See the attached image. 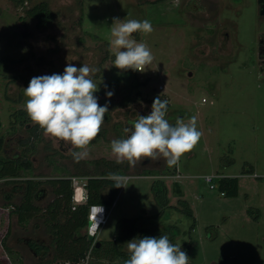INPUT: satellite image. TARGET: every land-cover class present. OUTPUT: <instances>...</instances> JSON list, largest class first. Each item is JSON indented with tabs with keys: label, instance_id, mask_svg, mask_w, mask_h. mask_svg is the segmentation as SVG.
Here are the masks:
<instances>
[{
	"label": "rangeland",
	"instance_id": "obj_1",
	"mask_svg": "<svg viewBox=\"0 0 264 264\" xmlns=\"http://www.w3.org/2000/svg\"><path fill=\"white\" fill-rule=\"evenodd\" d=\"M40 1L51 12L43 28L25 14ZM113 18L151 22L150 34H134L154 57L144 73L113 66ZM261 32L264 19L256 0H0V157L29 162L17 176L0 178V264H66L54 257L41 211L25 223L16 221L12 210L23 180L86 178L84 173H96L103 161L116 163L111 142L127 138L125 130L139 115L150 114L158 95L168 101L170 124L195 116L202 136L175 165V177L139 174L161 170L163 158L135 167L119 164L129 180L119 188L96 241L114 240L128 253L126 243L138 238L139 227L156 228L181 244L189 264H264V78L255 55ZM68 63L97 69L91 74L99 89L94 95L101 106L108 104L105 122L79 162L71 145L45 136L24 111L23 89L30 80L62 75ZM205 175L212 180L205 181ZM216 175L237 178L235 196L219 193ZM156 180L166 188L162 208L153 196ZM40 188L34 203L42 208L51 192L47 184ZM154 214L159 216L143 219ZM140 216L135 223L120 220ZM29 242L45 250L35 252ZM84 258L79 264L128 259L90 252Z\"/></svg>",
	"mask_w": 264,
	"mask_h": 264
},
{
	"label": "clouds",
	"instance_id": "obj_2",
	"mask_svg": "<svg viewBox=\"0 0 264 264\" xmlns=\"http://www.w3.org/2000/svg\"><path fill=\"white\" fill-rule=\"evenodd\" d=\"M152 31V24L147 19L121 21L113 18L109 41L110 50L115 49L113 66L121 71L144 73L154 57L148 45L137 42L134 34L147 35ZM95 71L97 69L87 64L78 68L68 63L62 75L33 77L23 89L27 98L24 111L32 123L38 125L45 136L71 145L70 151L76 162L87 155L86 149L98 136L108 113V104L101 106L94 95L99 90L91 78ZM106 95L110 98L113 93L109 91ZM167 107L168 101H162L158 95L150 114L139 115L132 128L125 130L129 133L127 138L111 142V153L117 164L127 162L129 167H135L146 159L158 161L163 158L171 168L196 147L202 136L197 129V118L192 116L187 122L177 119L173 126L166 119ZM107 178L116 188H125L129 180L119 173H109ZM103 213L100 204L90 207V237L100 231ZM126 245L129 258L124 264H189L190 261L187 253L181 250V244H173L168 235L135 238Z\"/></svg>",
	"mask_w": 264,
	"mask_h": 264
},
{
	"label": "trees",
	"instance_id": "obj_3",
	"mask_svg": "<svg viewBox=\"0 0 264 264\" xmlns=\"http://www.w3.org/2000/svg\"><path fill=\"white\" fill-rule=\"evenodd\" d=\"M25 14L35 20L37 28H43L51 19V12L49 11L46 2L40 1L25 10ZM157 96H154V98ZM152 98V101H154ZM103 106V105H102ZM168 109V107H167ZM107 114L105 115V118ZM2 139L0 137V148ZM110 161H103L102 168L96 173H84L85 189H86V204L77 205L74 208L70 207V178L67 176L49 178L46 180H33L26 178L23 180L24 187L20 201L13 207L12 212L16 216L18 223H25L30 218L34 217L38 212H42L43 223L52 234V244L54 247V257L61 258L67 261L66 264L80 263L88 251L90 241L87 240L84 231L87 221V207L91 204H105L109 205L115 198L119 188L114 187V182L107 178L109 173L122 174V169L119 164ZM29 166L28 161L19 160L18 158H3L0 157V178L15 177L17 171L21 168L26 169ZM174 166L169 168L167 165L158 170L156 173H151L150 170H141L139 174L143 175H171L174 174ZM41 184H47L50 188L51 199L40 208L34 203V200L39 198L42 193ZM154 200L159 207H165L167 200L165 197L166 188L160 180L153 181ZM217 187L222 195L232 197L236 195L237 178L235 176H220L217 180ZM106 192V196L103 193ZM160 213V212H159ZM187 213L188 208H187ZM159 214L150 216H143V219H154ZM63 220L60 223L59 218ZM142 216L137 218H121V221L135 223ZM119 220V221H120ZM118 224V223H117ZM138 238L144 236L159 238L160 235H165L162 231L156 228L139 227L136 231ZM98 246H93L90 249L95 257H102L109 253L119 257H128L129 253H124L119 245L114 241L98 240ZM29 246L35 251L39 249L45 250V247L40 246L34 242H29ZM37 264V263H34ZM41 264V263H40Z\"/></svg>",
	"mask_w": 264,
	"mask_h": 264
},
{
	"label": "built area",
	"instance_id": "obj_4",
	"mask_svg": "<svg viewBox=\"0 0 264 264\" xmlns=\"http://www.w3.org/2000/svg\"><path fill=\"white\" fill-rule=\"evenodd\" d=\"M125 176L129 177L128 175H125ZM175 176H177V175H175ZM216 176L218 178L220 177V175H216ZM212 178H213V176H211V175L203 176V179L207 182L211 181ZM70 187H71L70 207L74 208L77 205H85L86 204L85 178L71 177L70 178ZM209 188H213V184H210ZM219 193L221 195L223 194L222 192H219ZM113 203H114L113 201L109 205H105V204L100 203V205H102L104 208V213L102 216V222L99 224V228L106 222L108 211L112 207ZM92 205H96V204L88 205V207H87V220H89L90 207ZM98 218H99V216H98ZM84 233H85L86 238H87V236H90L88 226L87 227L85 226ZM96 235H97V232L95 233V235L91 236L92 240L90 241V245H89L88 251L85 254L84 259H87V255L89 254L91 247L93 246L94 242L96 241Z\"/></svg>",
	"mask_w": 264,
	"mask_h": 264
},
{
	"label": "flooded vegetation",
	"instance_id": "obj_5",
	"mask_svg": "<svg viewBox=\"0 0 264 264\" xmlns=\"http://www.w3.org/2000/svg\"><path fill=\"white\" fill-rule=\"evenodd\" d=\"M258 39V38H257ZM256 67L259 76L264 78V43L261 42L256 45Z\"/></svg>",
	"mask_w": 264,
	"mask_h": 264
},
{
	"label": "water",
	"instance_id": "obj_6",
	"mask_svg": "<svg viewBox=\"0 0 264 264\" xmlns=\"http://www.w3.org/2000/svg\"><path fill=\"white\" fill-rule=\"evenodd\" d=\"M256 3H257V14L260 18L264 19V0H256ZM258 44H260L261 42L264 43V32H261L258 36ZM88 221H86V227L88 226ZM87 240L91 241L92 240V237L90 236H87ZM98 241H95L94 242V245L95 247L98 246Z\"/></svg>",
	"mask_w": 264,
	"mask_h": 264
},
{
	"label": "crops",
	"instance_id": "obj_7",
	"mask_svg": "<svg viewBox=\"0 0 264 264\" xmlns=\"http://www.w3.org/2000/svg\"><path fill=\"white\" fill-rule=\"evenodd\" d=\"M165 166H166V165H165ZM165 166H164V167H165ZM164 167H163V168H164ZM174 168H175V172H174V174H172L173 177H175V175H177V174H176V173H177V172H176V166H174ZM147 170H152V169H147ZM152 176H153V175H152ZM154 176H158V175H154ZM167 176H170V175H167Z\"/></svg>",
	"mask_w": 264,
	"mask_h": 264
}]
</instances>
